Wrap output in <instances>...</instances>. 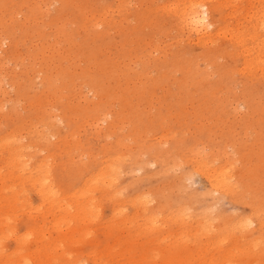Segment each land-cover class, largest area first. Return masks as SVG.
<instances>
[{
  "label": "rangeland",
  "instance_id": "rangeland-1",
  "mask_svg": "<svg viewBox=\"0 0 264 264\" xmlns=\"http://www.w3.org/2000/svg\"><path fill=\"white\" fill-rule=\"evenodd\" d=\"M118 1L69 0L59 4L55 0H0V27L4 26L5 21L12 36L4 40L5 42H0V128L6 133L0 142L14 141L22 147L21 153L25 154V158L32 161L31 155H28L31 151L26 148L28 146L25 131L31 130V125L38 128L37 130L40 129V126L35 125V111L37 116L40 110H49L55 116L60 115L61 106L69 105L75 108L76 104L87 107H90L92 102L98 104L95 102L98 98L93 97L86 87L78 84V76L87 80L98 71L102 72L103 85L113 96L107 100L101 98L99 107L103 112L109 111L107 122L112 119V113H119V118L112 128L114 130L108 131V123H101L99 120L97 123L101 128L96 126L95 129H99V132L94 130L95 122L91 119L93 115L88 111L84 115L85 118H82L84 120L79 119L74 111L68 114V117L75 126L74 138L83 142L88 151L87 155L93 156V161L102 163V172L99 173L104 174L113 185V188L110 186L112 193L117 191L114 198L118 202L116 206L122 209V215L126 214L106 221L105 218L110 216L111 208L116 202L106 201L103 199L105 193L101 189L95 190L92 194L94 198L100 197L96 205L97 211L101 210L100 214L85 221H80L74 216L69 227L60 228L62 232L58 235V245L54 244L49 251L40 249L39 252H34L32 238L30 243H22V247L18 248L20 245L12 241L11 233L22 230L18 222L23 220L22 214L26 208L12 198L13 182L4 167L7 155L0 148V264H72L74 259H79L81 264H84L87 259L84 254L86 249L91 251L92 257L99 261L104 260V264H127L128 261L132 264H145L147 261L154 264H182L181 261H165L161 253L164 248L162 244L155 241L156 245L143 235L137 234L142 219L136 204L140 202L141 197L151 199V202L147 203L149 209L157 205V201H164L170 206L167 211H185L183 214L180 212L185 220H176L178 228L180 225L194 227V218L200 215L213 224L222 220L232 222L238 217L249 215L247 196L250 191L243 189L240 184L234 189V194H242L240 197L221 196L208 190L204 178L189 169L188 159L191 154L196 153L198 156L203 153L206 160L211 157V161L213 158L212 163L207 161L210 163H207L208 165L218 166L224 157L237 160L233 163V174L239 171L244 173V164L256 167V177L250 183L259 193L257 196L261 207L258 210L264 214V50H257L255 46L259 38L264 37V16L261 17L264 15V0H229L228 7L223 10L227 13L231 6H239L233 16L224 15L221 25H224V29L238 26L239 30L243 31L244 46L250 48L251 56L261 53L259 58L261 57L262 65L256 60L257 62L249 65L250 68L242 63L244 56H241L240 52L233 56L227 39L228 29L223 37L220 35L222 38L219 36L210 45L201 46L197 44L193 34L177 27L179 23L172 10L169 7L160 8L174 0ZM28 8L33 10V18ZM80 10L87 16L92 13L109 22L96 27L97 35L90 34L86 29L87 24L81 20ZM10 11H14L12 20L8 19ZM251 11L257 12L262 24L259 25L258 18L243 19L252 13ZM239 15L243 17L240 18ZM252 25L257 33H254V38L245 31V28L251 31ZM4 35L0 32V37ZM12 41L15 43L11 44ZM11 45L13 47L9 52ZM233 48L240 51L238 47ZM32 51L35 52L34 59L30 55ZM119 59L125 61L124 65ZM30 63L34 65L33 70L29 69ZM39 67L48 69L49 73L55 76L54 85L57 87L53 95L42 93L43 88L37 72ZM64 69L67 70L68 88L60 85L59 73ZM72 69L78 72L74 73L76 71ZM112 74L117 78H112ZM9 76L16 80L21 88L28 82L29 90L28 86L24 89L18 86L19 91H15L8 82L12 81ZM143 81L147 82L146 89ZM74 91L76 92L72 93ZM120 92L126 101L119 100L117 94ZM82 95L87 99L83 101L88 103H83L80 99ZM71 97L74 98L69 99ZM56 98L57 101L54 100ZM33 109L35 115L32 116L30 113ZM55 118L56 116L53 120ZM56 119L55 127L61 136L65 127L60 116ZM13 127H16V131L7 133ZM15 134L21 135L22 140ZM135 134L139 135L138 140L134 139ZM49 138L52 137H48L50 141ZM67 138L69 140V137ZM52 141L55 139L52 138L50 142ZM118 141L120 144H117ZM152 144L158 151L163 147L162 150L166 149L167 154L161 156L162 158L154 157L152 149L149 150L148 147ZM61 147L60 152L54 153V161L59 167L68 161L66 146ZM213 150L216 152L213 153ZM73 155V159L77 158L79 164L88 165V156H79L76 152ZM171 163H176L178 169ZM27 164L28 167L31 165ZM155 173L159 174L156 176ZM26 190L29 191L26 196L30 200L29 203L32 207L36 206L37 198L31 190ZM182 206L187 207H184V210ZM202 209H206L205 214ZM188 213L191 214L187 217ZM113 219L115 221L111 222ZM41 226L47 227V221ZM251 226H255L253 222ZM40 230L45 233L40 245L48 244V230ZM96 240H101V244H95ZM167 249L176 252L181 251L182 247L172 245ZM248 264L263 262L257 259L248 261Z\"/></svg>",
  "mask_w": 264,
  "mask_h": 264
},
{
  "label": "bare ground",
  "instance_id": "bare-ground-1",
  "mask_svg": "<svg viewBox=\"0 0 264 264\" xmlns=\"http://www.w3.org/2000/svg\"><path fill=\"white\" fill-rule=\"evenodd\" d=\"M55 1H57L59 4H62V3L68 2L69 0H55ZM119 1H121V0H119ZM228 5H229V0H174L171 3L162 5L160 8L166 9L169 7L172 10L171 12L174 13V17L177 19V21L179 23V26H177V27H179L181 30H185L189 34H193L195 40L197 41V44L204 46L207 44L210 45V43H212L220 35H222V37H223V35L225 34V31H227V29L229 28L228 27L227 29L226 28L224 29L223 28L224 25H221V22L224 21V15L225 16L226 15L227 16L232 15L234 12H237V9L239 8V6L233 5V6H231L232 8L229 10V12L224 13L223 10H224V8L228 7ZM120 6H121V4H120ZM108 9L109 8H107V10ZM28 10H29V13L31 14V17L33 18V15H34V13H32L33 10L31 9V11H30L29 8H28ZM246 10H247V7H246ZM167 12H169L168 9H167ZM13 14H14V11H10L8 19H11L13 17ZM80 15H81V20L87 24L86 29L88 30V32L90 34H94V35H97L96 27L98 25L109 22V21L103 20L102 18L100 19V18L94 16L92 13H90L87 16L81 10H80ZM244 15H246V14H244ZM263 16L264 15H262L261 17H263ZM103 17H104V15H103ZM239 17L242 18L243 15H242V17L239 15ZM251 17L258 18V20L260 22L259 25L262 24V22H261L262 19L259 18L256 11L248 14L245 18L243 17V19L245 20V19L251 18ZM239 22H241V21H239ZM254 22H256V21H254ZM174 24H176V23H174ZM255 29L256 28L253 25L251 26V31H249L247 28H245V31H247L246 34L250 33L251 37L254 38ZM241 30H239L238 26H235V27L228 29V31H227V34H229V36H227L228 37L227 39L231 45L233 56H237L240 52V55L244 56L242 63L246 67H249V65H251V63L254 61L255 62L259 61V63H260L261 62V60H260L261 57L259 58L260 52L257 54L255 53L254 56H251V54L249 53L250 48L244 46L245 38L243 37V31H241ZM0 32L5 34L3 37H0V42H5L4 40H7V39L12 37L11 36V29L9 27H7V24H5V21H4V26L0 27ZM255 34L257 35V33H255ZM250 35L249 36L247 35V36L250 37ZM224 37L226 38V36H224ZM255 42H257V41H255ZM14 43L15 42L12 41L11 44H14ZM234 46L236 48L237 47L240 48V51H236V49L233 48ZM255 46L258 48V49L256 48L257 50H264V37L259 38V41H258L257 45L255 44ZM8 47H9V43H8ZM12 47L13 46L11 45L9 52H11ZM15 54H17V53H15ZM30 55L34 59L35 52L32 51L30 53ZM40 55L42 56L41 50H40ZM43 55H45V54H43ZM72 55H74V54H72ZM260 55H261V53H260ZM0 60H2V59L0 58ZM121 63H123V65H124L125 61L124 62L121 61ZM75 65H78V64H75ZM127 66H128V64H127ZM252 66H253V64H252ZM114 67H115V65H114ZM80 68H81V66H80ZM98 68H99V66H98ZM253 68L255 69V67H253ZM29 69L30 70L34 69L33 63L29 64ZM54 69H55V67H54ZM82 69H84V68H82ZM72 70H75V69H72ZM84 70H86V69H84ZM88 70H90V69H88ZM128 70H130V69H128ZM75 71L76 72H74V73L78 72L77 70H75ZM247 71H249V70L247 69ZM37 72H39L40 84L43 88L42 93L45 92L47 94L53 95L55 92V89L57 87L54 85L55 76H52V74L49 73L48 69L46 70L43 67H39ZM60 72H61V73H59V77L61 80L60 85L64 88H68L67 87L68 82H66L67 70L64 69V70H61ZM241 72H243V71H241ZM131 73H132V71H131ZM161 74L162 73H160V75ZM1 77L2 76L0 75V78ZM9 77L11 78V76H9ZM111 77L117 78V77H114V74H112ZM199 79H200V77H199ZM140 80H138V81H140ZM103 81H104L103 74H102V72L99 73V71L97 74H94L92 77L87 78V80H85V79L83 80V79H81V77L78 76V84L80 86L86 87L88 91H91L92 96L98 98V101H95V102H98V104L93 103L91 99L90 100L88 99L89 101L92 102L90 107H87V105L80 106L78 104L75 105L76 106L75 108H71L69 105H67L65 107L61 106L60 115L55 114L56 118H57V116H60V119L63 122V125L65 127L64 134L61 136L58 135L59 132L56 130L54 121H56L57 119L55 118L56 120L55 119L53 120V118L55 116L53 114H51L52 112L50 113L49 110H45V111L40 110V114L37 116L36 111H35V114H36L35 115L34 109H33V111L30 114H32V116L35 115L34 116L35 125L40 126V129L37 130L38 128H36L34 125H31V127H32L31 130L25 131V134L27 135L26 144L28 146L26 148H29L31 151V153L28 155H31L32 161H30V159H28V158H25V154L23 152L21 153L22 147L16 145L14 143V141H12L10 143L0 142L1 143L0 148H1L2 152L7 155V158L4 160L5 161L4 167H5V170L8 173V175H10L11 180L13 182V188L14 189L12 190V198H14L15 201L17 200V201L21 202V204L25 205V208H26L22 214L25 219L23 218L22 221L18 222V224L21 225L22 230L20 232L18 230H16L15 232L11 233V235L13 236L12 241L15 244L20 245L22 243L23 244L30 243V240L32 238L33 242H34V247H33L34 252H39L40 249L41 250H47L48 249V251H49V249H52L53 246L58 245L57 241L60 238V236H58V235L62 232V231H60V228L62 226L69 227L70 223L72 221V218L74 216L78 217L80 219V221H82V220L85 221V220H92L96 216V214L98 215L101 213V210L99 212L97 211V206H96V205H98V202L100 201V197H99V199L94 198V196L92 194L95 190L99 191L101 189V191H103L105 193V194L103 193L105 196V198H103V199H105L108 202L109 201L112 202L114 200V198H116L117 191L114 190L112 193V191L110 190L111 187L113 188V185H111V182L106 178V176L104 174L99 173L100 171L102 172V170L100 168L102 163H99V162L97 163L96 161H93V156L87 155L88 151H87L86 147L84 146L83 142L81 140H79L78 138H74L75 136L73 134H74V127L75 126H74V124H72L69 121V117H68V114H71L74 111L79 116V119H82V118H85L84 115L87 114V111H88V112H91L93 115V117L91 119H93V121L95 122L93 124L94 127L92 126L94 130H96L95 129L96 126H100L99 123H97L98 120L101 121V123H103V122L108 123V125H107L108 131L111 130L112 128H114V122L116 120H118L119 113H112L111 114L112 119L107 122V116L108 117L110 116L109 111L103 112V111H101V109L99 107V101H101V98H104L105 100H107V98H111L113 96L111 94V91H107L105 89V86L103 85ZM125 81H128V80H125ZM134 81H135V79H134ZM8 82L12 86V88H14L15 91H19L20 86L16 80L12 79V81L8 80ZM130 85H132V84H130ZM143 85H144V88L146 89L147 88V82L143 81ZM26 86H28L27 89L29 90L28 82L26 84H24L23 88H21V87L20 88L24 89ZM127 86H129V84ZM126 87H123V88H126ZM162 88H164V87L162 86ZM69 89H71V88H69ZM125 90L126 89H123V91H125ZM75 92L76 91H74L72 93H75ZM78 93H80V92L78 91ZM67 94H68V92H67ZM84 94L87 95V93H84ZM68 95H66V96H68ZM71 95L73 96V94H71ZM76 95H77V93H76ZM79 95H81V93ZM85 95L81 96L80 99H82V101L87 100L85 98ZM117 96H118L120 101H126L123 98V95L121 94V92L118 93ZM74 97H71L69 99H72ZM58 98L60 99L61 97L58 96ZM8 100H9V98H8ZM54 100L57 101V98ZM79 100H77V102ZM153 100L155 101V99H153ZM16 102H19V101H16ZM35 102H39V101H35ZM83 103H88V102L83 101ZM106 104H109V103H106ZM107 107H109V106H107ZM108 109H110V108H108ZM0 110H1V108H0ZM16 113H18V112H16ZM106 113H108V115ZM14 115H16V114H14ZM52 116H54V117L52 118ZM82 120H84V119H82ZM83 123H85V121ZM88 123L91 124L90 122H88ZM13 126H15V125H13ZM88 127H90V125ZM76 128H78V127H76ZM99 128H101V126ZM82 129H83V127H82ZM1 130L2 129L0 128V139L5 138V134H6L5 132H2ZM12 130L16 131V127L11 128V130H8L7 133H9ZM98 130H96V131H98ZM112 130H114V129H112ZM15 135L18 136L17 138H19V139L22 138L21 135H18V134H15ZM75 135H76V133H75ZM79 135H77V137ZM48 137L54 138L55 141L50 142L52 138L51 139L49 138L50 139V141H49ZM67 137H69V140H67L68 139ZM139 138L140 137L138 134L134 135L135 140H138ZM117 144H120L119 141L117 142ZM64 145L66 146V150L65 149L64 150H65V153L67 155L66 157H67L68 161L66 162V164L64 166L59 167L58 164L54 161V153L60 152V150L62 148L61 146H64ZM100 146H101V144H100ZM148 147H149V150L152 149V153H153L154 157H158V156L161 157V156H164L167 154L166 149L162 150L163 147L159 151L156 149V146L154 144H152ZM159 148H161V147L159 146ZM198 148H196V150H197L196 152H198ZM204 150L205 149H203V152H204ZM189 151H190V149H189ZM199 151L202 153V151L200 149H199ZM74 152L78 153L79 156H82L83 154L88 156V165L82 166L81 164H79V161L77 160V158L73 159L74 158V155H73ZM214 152H216V151L213 150V153ZM42 153H45V154L42 155ZM191 153L192 152H190V154ZM220 154H219V156H220ZM144 155H145V153H144ZM153 155H152V158H153ZM191 155H192L191 158L189 157V159H188V161L190 162V168L189 169L191 172L199 174L200 176H202L204 178V180L207 183V189L208 190H210L214 193H217L218 195H221V196H229V197L239 196L240 197L242 194L241 195L240 194H234L235 186L240 184V186L243 187V189L250 191L248 196H247L248 197V205H249V215L248 216L244 215V217L243 216L238 217V218H236L235 221H232V222H227V221L222 220L216 224H213L207 218L200 215V217L197 216L194 218V223H195L194 227L188 226V225L187 226L186 225L185 226H182V225L179 226L178 225L179 226V228H178V227H176V225H177L176 223H178V221H176V220H183L184 218L181 216V213L183 214L185 211L181 212L182 211L181 210L180 211L181 213L177 209L175 210V212L167 211L170 206L168 203H166L164 201H163V203H160L157 201V205H155L151 209H149L147 203L149 201L151 202V199H148V197L146 199L143 196L144 198L141 197L140 202L138 204H136V205H138V207H136V208L138 210L139 217L142 219L141 220L142 223L138 226L137 234L143 235L145 239L150 240L154 244H156V242H159L160 244H162L164 246V248H162L161 253H162L163 259L165 261H168V262L181 261L182 264H193V263H196V264H225V263H227V264H248V261L258 259L261 262H263V264H264V214L258 210V208L261 207V204L258 203L259 197L257 195L259 193L255 190V187L253 185H251V183H250V182L254 181V179L256 177V167H249V165L244 164L242 167V169H244V171H245L244 173L239 171L237 173L235 172L236 174H233L232 173L233 163L237 162V160L234 161L232 158L224 157V159H221V160H223L222 163H219L218 166L217 165L215 166V165H208V164L212 163L213 158L211 159V161H210L211 157H209V159L207 158L210 162V163H208L207 162L208 160H206V158L203 156V153H202V156H198L197 153L195 155H193V154H191ZM141 158H142V156H141ZM217 158H219V157H217ZM176 159H178V158H176ZM27 163H30L31 165L28 167ZM131 163H133V161ZM171 164H173V166L176 167L175 166L176 163H171ZM171 164H170V166H172ZM177 164H179V162ZM162 165H164V164H162ZM167 166L168 165H166V167ZM130 167H128L129 170H130ZM134 167H135V165H134ZM172 168H170V169H172ZM175 169H178V167H176ZM125 171H128V170H125ZM172 171H173V169H172ZM158 174H156V176ZM160 174H162V173H160ZM188 174H190V173H188ZM190 176H191V174H190ZM187 178H189L188 175H187ZM187 180H189V179H187ZM15 189H17V190H15ZM26 189L31 190V192L34 194L35 198H37L38 204L36 206L32 207L31 204L29 203L30 200L26 197V196H28L29 191H27ZM202 192H204V191H202ZM196 194H198V193H196ZM201 195L202 194H200V196ZM208 196H210V194ZM212 196H214V195H212ZM212 199H214V198H212ZM114 203H115V206L113 208H111L110 216L105 218L106 221H108L110 218L118 216V215H121L120 217L126 216V214L122 215V209L121 208L120 209L117 208L118 207V206H116V205H118L117 200H114ZM114 203H112V205ZM213 205H215V204H213ZM65 207H67V208H65ZM184 207H183V209H184ZM203 210L204 209H202V211ZM205 210L203 211L204 214H205ZM207 211H210V210H207ZM57 212H59L60 214H57ZM190 214L188 213L187 217ZM187 217H186V219H188ZM210 219H211V217H210ZM45 220L47 221V227L41 226V224L43 222H45ZM114 221H115V219H113L111 222H114ZM252 222L255 226L250 227V224H252ZM172 226H174L175 228L173 229ZM41 228H45L48 230V234H49L48 244L40 245L43 242V238L45 236L44 232L41 233V230H40ZM95 244L100 245L101 240H96ZM172 245H178L179 247L181 246L182 250L174 252V251L167 249V248L171 247ZM20 247H22V246L21 245L18 246V248H20ZM84 254L86 255V258H87L86 263H84V264H104V260L101 259L99 261L94 256L92 257L91 251L86 249ZM178 256H180V259H178ZM59 257H62V256H59ZM59 257H55V258H59ZM81 263H82V261H80L79 259H74L72 262V264H81ZM127 264H132V263H130L128 261ZM145 264H154V263L153 262L150 263V261H147V262H145Z\"/></svg>",
  "mask_w": 264,
  "mask_h": 264
}]
</instances>
